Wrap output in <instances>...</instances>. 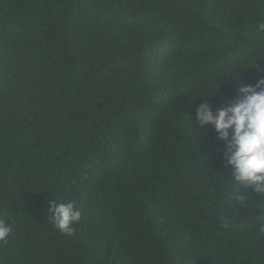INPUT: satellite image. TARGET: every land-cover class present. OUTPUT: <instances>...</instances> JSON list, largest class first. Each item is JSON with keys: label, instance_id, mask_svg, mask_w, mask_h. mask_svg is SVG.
<instances>
[{"label": "trees", "instance_id": "trees-1", "mask_svg": "<svg viewBox=\"0 0 264 264\" xmlns=\"http://www.w3.org/2000/svg\"><path fill=\"white\" fill-rule=\"evenodd\" d=\"M259 22L264 0H0V264H264V196L196 123L264 79Z\"/></svg>", "mask_w": 264, "mask_h": 264}, {"label": "clouds", "instance_id": "clouds-1", "mask_svg": "<svg viewBox=\"0 0 264 264\" xmlns=\"http://www.w3.org/2000/svg\"><path fill=\"white\" fill-rule=\"evenodd\" d=\"M256 27L258 32L264 33V22H259ZM239 92L242 96L239 101L215 112L209 103H201L196 109V123L204 129L212 127L217 138L225 142L226 166L231 170V182L238 188V193L240 187H245L264 196V79L240 88ZM237 199L242 204L246 198L239 194ZM50 203L48 213L54 227L71 236L73 225L82 217L76 203ZM229 224L225 218L223 227L228 228ZM261 231L264 232V227ZM11 232V226L0 219V243H7Z\"/></svg>", "mask_w": 264, "mask_h": 264}]
</instances>
